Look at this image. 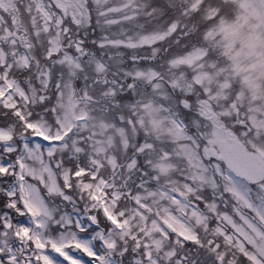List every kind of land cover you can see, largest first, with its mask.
<instances>
[{
	"label": "snow or ice",
	"instance_id": "obj_1",
	"mask_svg": "<svg viewBox=\"0 0 264 264\" xmlns=\"http://www.w3.org/2000/svg\"><path fill=\"white\" fill-rule=\"evenodd\" d=\"M0 264H264V0H0Z\"/></svg>",
	"mask_w": 264,
	"mask_h": 264
}]
</instances>
